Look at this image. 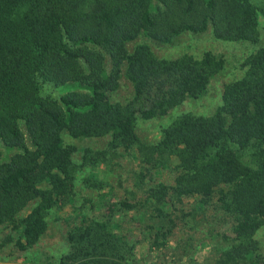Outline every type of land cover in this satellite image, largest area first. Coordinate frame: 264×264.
Returning a JSON list of instances; mask_svg holds the SVG:
<instances>
[{
	"label": "trees",
	"instance_id": "1",
	"mask_svg": "<svg viewBox=\"0 0 264 264\" xmlns=\"http://www.w3.org/2000/svg\"><path fill=\"white\" fill-rule=\"evenodd\" d=\"M260 18L264 0H0V143L18 151L0 162V227L18 231V248L44 236L49 211L71 201L79 169L122 149L153 169L176 162L171 185L148 189L150 216L172 222L168 203L198 196L208 204L216 197L233 223L212 264H264L255 238L264 231V45L245 58L243 74L224 85L212 115L178 116L155 144L139 140L137 119L164 116L199 98L224 60L210 51L161 59L147 44L127 49L139 36L171 44L183 33L207 31L216 40L255 44ZM120 78L132 88L125 105L110 98ZM45 84L73 89L55 99L41 93ZM63 132L75 139L109 137L107 150L84 149L77 165ZM92 178L85 185L101 189ZM118 206L138 209L127 201ZM110 231L106 220L75 226L67 235L71 251L60 263L129 264ZM158 237L159 229L154 244L165 246Z\"/></svg>",
	"mask_w": 264,
	"mask_h": 264
},
{
	"label": "rangeland",
	"instance_id": "2",
	"mask_svg": "<svg viewBox=\"0 0 264 264\" xmlns=\"http://www.w3.org/2000/svg\"><path fill=\"white\" fill-rule=\"evenodd\" d=\"M259 25L262 26L261 37L255 44L216 40L210 31L183 33L171 44H156L143 36L129 43V52L137 44H147L161 59H174L184 54L200 58L210 51L224 60V68L210 80L199 98L187 99L161 117L150 120L138 118L136 134L139 140L155 144L161 137V130L182 114L212 115L222 105L224 85L237 80L243 74L245 58L264 45V18H260ZM72 89V84H45L41 93L59 99ZM132 97L131 85L120 78L118 89L110 95L111 101L125 105ZM61 138L65 145L75 147L72 161L77 165L82 161L84 149L106 151L109 141V137L75 139L66 132L61 134ZM17 152L15 149L7 150L0 143V162L7 161ZM175 164L173 160L166 168L153 169L142 164L133 151L118 149L110 153L104 163L93 168L82 167L76 173L71 201L49 211L47 230L34 245L20 250L17 246L20 240L18 231L10 225L0 227V264H61L62 258L71 251L68 233L75 226L92 220L108 221L110 237L125 246L129 264H212L218 248L222 246V236L229 233L233 223L230 216L216 207V197L208 204L201 203L198 196L168 203L164 210L172 222L168 218L149 215L152 205L147 201L148 189L158 183L171 185L176 176ZM89 176L103 183L102 188L87 187L84 180ZM120 201L136 204L138 209L125 211L118 206ZM35 204V200L28 203L18 217L25 216ZM158 229V241H165V246L154 244ZM255 238L264 259L263 229L256 232Z\"/></svg>",
	"mask_w": 264,
	"mask_h": 264
}]
</instances>
